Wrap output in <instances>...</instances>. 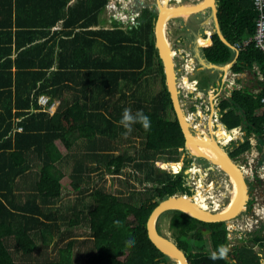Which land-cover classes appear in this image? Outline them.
<instances>
[{
  "label": "trees",
  "instance_id": "16d2710c",
  "mask_svg": "<svg viewBox=\"0 0 264 264\" xmlns=\"http://www.w3.org/2000/svg\"><path fill=\"white\" fill-rule=\"evenodd\" d=\"M54 1L55 9H66L57 20L61 17L63 26L70 30L54 33L42 43H34V40L38 36L46 37L45 32L40 35L0 33V97H3L0 107L6 110V116L1 117L5 128L0 130V139L5 138L0 153V264H74L75 261L83 264H170L169 257L148 239L146 220L159 200L177 192H188L184 175L177 173L181 169L179 161L172 170L176 175H155L153 194L139 205L118 194L94 188L90 194L93 204L82 203L83 209L89 207L87 212L83 209L71 212L66 222V226L72 228L84 219L87 221L89 233L81 240L72 239L62 230L64 222L61 220L65 216L56 205L62 198L63 165L71 164L70 179L74 191L81 194L83 187L95 177L107 173L116 175L128 163L123 153H114L117 138L127 131L118 123L125 107L133 111L142 108L151 116L149 127L136 120L130 129V135L141 138L144 152H151L153 156L164 151L173 153L184 146L154 45L156 12L143 8L134 25L111 16V28L92 29L99 25L100 15L107 9L109 0H75L67 8L69 0ZM16 3L19 4V0ZM36 5L29 3L27 9L22 7V10L25 9L26 14L34 12ZM8 6L5 12L9 15L11 3ZM256 14L253 0H217L221 35L231 46L237 44L242 48L234 57V49L213 32L203 34L200 50L207 64L224 66L232 62L231 71L236 74L254 70L253 85L242 84L233 89L229 97L220 101L219 114L225 128L233 130L239 126L245 137L253 135L256 138L257 147L261 149L264 147L261 136L264 58L252 43L243 45L254 32ZM16 18V26L23 25L20 16ZM53 22L40 17L31 26L48 27ZM12 42L16 51L14 61L9 56ZM254 66L262 74V80L257 78ZM150 78L162 83L157 93L150 89ZM236 81H241L240 77ZM69 91L79 96L66 102L64 94ZM40 97L46 98L47 108L52 100H59L52 115L49 109L41 108ZM167 110L173 113L172 118ZM77 139L87 142L86 151L80 160L69 162L72 154L65 155L64 149L69 151ZM96 140L102 143L100 153ZM249 147V142L243 141L229 155L234 158ZM151 155L144 153L141 158L149 159ZM85 157L91 159L89 165H84ZM93 162L97 170H92ZM133 166L138 170L148 167L149 172L152 171V165ZM32 169L37 171L34 189L27 193L22 204L9 200L16 178ZM166 213L167 230L184 251L189 264H257L251 249L228 248L225 222L205 223L176 209L166 210L159 216ZM257 231L258 228L249 234L255 242L262 239L257 237ZM129 236L135 238L134 245L126 243ZM262 240L264 243V238ZM61 241L64 243L53 258H30L33 252L47 250ZM80 244L85 245L83 253H78Z\"/></svg>",
  "mask_w": 264,
  "mask_h": 264
},
{
  "label": "rangeland",
  "instance_id": "374dc122",
  "mask_svg": "<svg viewBox=\"0 0 264 264\" xmlns=\"http://www.w3.org/2000/svg\"><path fill=\"white\" fill-rule=\"evenodd\" d=\"M122 1L123 4H125L127 1V4L131 5L132 4L131 2L133 0H122ZM200 1L201 0H172V1L168 0L167 4L169 3L168 5L174 6L175 4H181V3L196 4ZM158 2L159 0H143L142 5H139L137 2L136 8L140 9L141 11L143 8L146 7L149 10H153L156 12L159 6ZM136 8L134 7V9ZM115 11L118 12L117 7L115 8ZM140 11H139V15H140ZM205 21L207 22L205 23ZM210 23H212V26L210 25ZM214 30L215 29H214L212 14L209 8L205 9L203 13L199 12V13L190 14L187 18L173 17L167 20L165 24L164 33H165V37L168 40L169 47L171 48L172 52H174L173 60L175 63V70H176V83L179 84L180 86H182V84L184 83H188L189 80H191L193 77L197 78L198 80L197 83L199 84L198 88L202 90V93L204 94L206 91L203 90L208 89L211 85L220 86L219 83L221 81V77L219 76V72L221 73L222 71H224V68L226 66H223L222 70L220 71L219 69H210V67L208 68L205 65H203L201 60V50L199 48V44L197 43L199 40L197 39L198 36L202 35L203 33H211ZM179 38L181 39L180 41H178ZM179 49H182L181 50L182 52L179 53L178 51ZM194 56L196 57V59ZM183 57H185L186 59L190 57L192 58L194 57L195 65L188 66V69L185 71ZM230 71L226 70L225 73L229 76L228 77L229 80L235 83V79H234L235 77H233L231 73H229ZM252 71L238 74L240 76L241 81L235 83V88H239L242 84L252 86L256 77V75H254V72ZM242 77L244 80L242 79ZM149 84H150V89L154 92L158 91L162 87L161 82L155 81L152 78H150ZM179 100L180 101L183 100L181 93ZM186 100L188 101L187 105H185L186 109L184 108V106L181 107L184 113L185 110L186 111L192 110V108H190L192 106L191 105L192 95L191 96L189 95ZM213 114L215 115L216 118H220L218 109H214ZM167 115L170 118L173 117V113L168 110H167ZM202 119H203V123L207 125L206 123L207 118L205 117V115ZM194 123H196V121H192L191 125ZM131 131L132 130H127L126 135L121 134L115 142L117 150L114 151V153L116 154L123 153L124 157L128 160V163H126V165L120 170L118 174L113 175L107 173V174H103L99 178L95 177L96 173L92 174V177L95 178L94 180H92L91 183H88L86 184V186L83 187L81 193L82 195L79 194L77 191H74L73 184L69 176L65 179L62 203L65 202V204L68 205H57V207L60 213L63 216H65L61 220L64 222V224H62L63 225L62 230L64 229V231H66L65 233L70 235L72 239L81 240L84 235H87L89 233V227L85 219L82 221V223L79 226L72 228H68L66 226V222L69 221L68 216L71 212L74 213L78 209H83L84 205H82V203L90 206L93 204L90 194L94 188H100L106 192L118 194L120 198L128 200V202H132V203L135 202L137 205H139L143 199L153 194L154 185H156L153 182L154 181L153 178L155 177L156 174L176 175L177 173L182 172L186 175V185L188 187L187 195L192 196L191 200H195V196H194L196 190L195 180L193 179L194 177L192 178V173H188V172L186 173V170L192 168H200L201 170L200 172L204 176L202 184H204L205 188L206 189L208 188L206 185L208 182L213 183L212 191L213 193L218 195L216 198L217 202L224 204L227 201L229 195L228 187H227L228 184L227 178L223 172L218 170L213 164H210V162L206 158L196 157L189 154V152L185 148V145L183 147L177 148L176 151L173 153H168L167 151H164L162 153H156L152 156L151 152L143 151L141 138L139 137L134 138L133 135H130ZM191 132L192 134H196L193 131ZM239 133L241 134L242 139L238 138L236 140H230L231 137L226 136L224 150L227 153H230L234 150L236 146L239 145V143L243 141H248L250 144V147L247 150L243 151L238 156L233 158L236 164L242 165L248 169V170H246V168L242 169L244 173L249 171L251 174V170L249 168L250 166H252V174H251L252 176H250L251 183H248V185L250 186L249 188L250 194L248 193V200L253 199V203L250 202V204H248L249 201L248 200H247L248 202L246 201L247 202L246 206L249 209V205H251V207L254 205L255 206L264 205V189L262 188V185L260 184L256 185L255 183L256 181L261 179L263 180L264 178V148L262 149L257 148L255 146V141L253 139L249 137H245V135H242L244 131H242L241 129L239 130ZM218 136L221 137V133H219ZM144 153H146L147 155H151L149 156L150 158L149 159L141 158V156H143ZM175 159L176 161H170ZM177 161L181 163V167H180L181 169L175 174L172 170L175 168V162ZM140 163L143 165L146 164L147 166L152 165L151 166L152 171L149 172L148 167L145 168L142 167L141 170L140 169L138 170L136 167L134 168L133 166L134 164H140ZM96 165H97L96 162L92 164V170L96 169L95 168ZM148 175L150 176V179L147 180L146 177ZM195 177L197 178V174H195ZM204 192L206 196L209 195L207 190ZM80 195L81 197H79ZM206 203L209 206H213L214 200L212 198H209L208 196L206 199ZM88 208L89 207L83 209V211L87 212ZM210 208L211 207L208 208L209 212L213 210L212 208L211 209ZM256 213L259 216H263L264 208L257 206ZM249 214L254 218H256L255 214L250 213V211L249 213L245 211L235 218L237 219V223L240 224L241 229H245L246 232H249L247 229H250L251 227L250 222L252 221V219L249 220L248 218L247 219L248 221L246 220ZM167 222H168V217L166 213L165 215L157 217L155 225H156V229L159 230L161 233L170 236V232H168L167 230ZM229 235H230L229 233H227L226 235L228 241L231 239ZM63 243L64 241L63 242L61 241L57 246H50L47 250L42 249L41 251H35L31 254L30 258H37V257L43 258L45 256L53 258L56 255V250L60 246H62ZM79 248L80 251H78V253H83V251H85L84 244L83 245L80 244ZM74 252L76 253L77 250H74ZM28 261L30 260L27 259V262ZM74 264H83V263L82 262L79 263L75 261ZM170 264H175V263L173 262Z\"/></svg>",
  "mask_w": 264,
  "mask_h": 264
},
{
  "label": "crops",
  "instance_id": "0c3cea01",
  "mask_svg": "<svg viewBox=\"0 0 264 264\" xmlns=\"http://www.w3.org/2000/svg\"><path fill=\"white\" fill-rule=\"evenodd\" d=\"M16 1L17 0H0V25H1L0 26V33H5V32L9 33L10 32L11 34H14V33L17 32V33H23V34L33 33V34L40 35V34H43L42 32H45V33H47L46 37L38 36L34 40L35 41L34 43H36V42L42 43L45 39L51 38V35L54 34V33H61V32H65V31L70 30V28H65L63 26V19H61V17L57 20L58 15L62 16V13H66V9H64V11H61L60 9L59 10L55 9V1L54 0H19V4H17ZM22 2H24V4H21ZM33 2H35V4H37L36 5L37 6L36 11L29 12V13L26 14L24 12L25 9H27L29 3H33ZM74 2H75V0H69L67 2L66 8L69 7V6H72L74 4ZM137 2H138L139 5H142L143 0H133L131 2L132 3L131 5H128L127 1H126L125 4H123L122 0H109L108 3H107V8L109 10L108 9H106V10L104 9L102 11L101 15H100L101 21H100L99 25L93 26L91 28L92 29L111 28L113 26L112 19H111V16H112V12L111 11L114 10L113 6L114 5L117 6L118 12L121 11V9H123L122 13L128 14L129 11L127 9L130 10V9H134V7L136 8ZM9 3H11V14L8 15V13L5 12V9H9V6H8ZM50 4H51V6H50ZM47 5H49V6L47 7ZM22 7H25V9L22 10ZM134 10H139L140 11V9H138V8H136ZM115 13H116V11H115ZM211 14H212V19H213L214 29H215L216 24H215V19H214V15H213L212 10H211ZM18 15L20 16V20L23 23V25L16 26V21H17L16 17ZM40 17H47V20L51 19V20H54V22L50 23L48 25V27H42V26L34 27V26H31L32 23L38 21V19ZM106 17H107V22H106ZM114 19H116V18H114ZM48 22H50V20ZM206 22L207 21H205V23ZM210 25L212 26V23H210ZM76 31H77V29H76ZM213 32H216V31L214 30ZM213 32H211V33H203V34L210 35ZM203 34L197 37V39H199L198 42H197L199 44V48L202 45L201 37L203 36ZM12 37H14V36H12ZM22 40L23 39H19V41H22ZM180 40L181 39L179 38L178 41H180ZM14 44H15L14 42L11 43V50H10V54H9L11 61H14V59L16 57V51H15ZM236 45L237 44L232 45L233 49L235 51L234 57H236L237 54H238L236 52V50H235L236 49ZM181 50L182 49L178 50L179 53L182 52ZM194 57L193 58L192 57L187 58V59H185V62H184V60H183V62L187 63V65H188V63L191 60L190 65L193 66V65H195ZM183 59H184V57H183ZM195 59H196V57H195ZM201 60H202V64L206 63V61L204 60V58L202 56H201ZM231 64H232V62L226 64L225 65L226 67H225L224 71H226V70L230 71L231 70ZM187 68H188V66H187ZM253 68H256V71L262 77V74L258 71L257 67L254 66ZM184 70L186 71L187 69H184ZM12 71H14L13 68H12ZM224 71H222V72H224ZM222 72L221 73L219 72V76L220 77L223 76ZM230 72H232V71H230ZM227 77H229V76L227 75ZM239 77L240 76H238V74H237V76L234 78L235 79V83H238L236 80L239 79ZM257 78L260 80L258 75H257ZM242 79H243V77H242ZM197 81H198L197 78L193 77L191 80H189L188 83H186L187 84V90H188V92H186L187 96L196 95V93L200 91V89L198 88L199 84L197 83ZM234 89H236V88H234ZM11 90L13 91V89H11ZM232 90L233 89H230V92L228 93V95L226 97H229V95L231 94ZM77 96H79V95L75 91H69L66 94H64V98H65L66 102H71V100L73 98H76ZM2 98L3 97L1 96L0 97V104L2 102ZM59 103H60L59 100L55 99V100H52V102H50L48 104V108L45 107L46 104L42 105V106L40 104L39 105L41 106V108L43 110L44 109H49L50 110L49 113H50V115H52L57 110ZM190 108H192V107H190ZM218 109H219V105H218ZM35 111L36 110H34V112ZM190 111L191 110H189V112ZM12 112H15V109H12ZM2 115L6 116V110H4V108L0 107V130L5 128V122L1 123ZM98 122H99V120H98ZM263 125H264V123H263ZM235 128L238 129V132L241 129L239 126L235 127ZM232 129L234 130V128H232ZM222 130L231 131V129L225 128L224 125H223V129ZM4 139L5 138H1L0 139V145H1L0 146V153L3 151L2 144H4ZM82 141H84V140L83 139H77V140H75V143L71 144V147H70L69 151L64 149L65 155H71L72 154V157L69 156V158H70L69 162L71 160L74 161V162L77 161V160H80V158L83 156L84 152L86 151L85 150V143L87 145V142L85 141V143H84ZM101 145H102V143H100L99 141L96 142V147L98 149L97 150L98 152H99V146H101ZM255 146L257 147V140L255 141ZM101 151H102V149H101ZM74 162H72V163H74ZM90 162H91L90 158H88V157L84 158V162L83 163L85 165H89ZM210 164H212V163H210ZM71 169H72L71 164L69 166L68 165H63L62 178L60 180L61 185H62V196H63V193H64L63 192L64 191V181H65V179L68 176L70 177ZM36 173H37L36 169H32V170H30L27 173L24 172L23 174L19 175L16 178V180H15V186H14V190H13V195H12V197H9V200H11L12 202H14L16 204H22L23 201L25 200L24 197L27 195V193L31 192V190L34 189L33 187L35 186L36 179H37ZM5 185H6V182L4 183L3 186H5ZM248 187H249V185H248ZM56 205H68V204H65V202L62 203V198H61L60 201ZM245 210L241 211L238 215H240L241 213L245 212ZM249 211H250V213L254 212V211L252 212L251 209H250V210H248L247 213H249ZM238 215H236L233 219L228 220V221L225 222L226 228L228 230V233L230 234L229 236L231 237V239L229 241L227 240L228 241V244H227L228 248H234V247L238 246V247H245L246 249H251L252 253H254V255H256V257H257V264H264V243H263V240H262L264 238V228L261 227L262 225L259 226L260 228L257 227L258 231L256 232V235H257L258 238L261 237L262 239L255 242L254 240H251L252 238L249 236V234L252 233L253 230H256L257 228H254L253 230H251L249 232H246L245 229H241V228L239 229L238 226H240V224H238L237 223V219H235ZM248 218L250 220V218H251L250 214L248 215L246 220ZM231 227H235L237 229H232ZM259 229H262L261 230L262 232H259ZM226 258L228 260L230 259L228 256H226Z\"/></svg>",
  "mask_w": 264,
  "mask_h": 264
},
{
  "label": "water",
  "instance_id": "95a60500",
  "mask_svg": "<svg viewBox=\"0 0 264 264\" xmlns=\"http://www.w3.org/2000/svg\"><path fill=\"white\" fill-rule=\"evenodd\" d=\"M210 8L213 12L214 19H215V31L219 35L220 39L227 44L228 46L232 47L225 38L221 35L219 27H218V20H217V0H202L193 5V7H189V11L191 14L203 12L205 9ZM187 9L186 7H182L179 4H175L174 6H169L167 9H162V7L158 6L156 11V17L154 19L153 25V35H154V45L158 52V55L161 60L162 64V71L164 75V84L165 88L168 92L170 103L172 110L174 112L175 118L178 122L180 130L182 132L184 138V145L188 139H192L193 141L196 139V136L192 134L191 130L188 128L185 129L183 125V115L184 112L181 108L180 101H179V88L176 83V70H175V63L173 60L174 52H172L170 47H167L162 41V34H161V19L164 13L171 12V13H178L179 11ZM175 17V16H174ZM173 18V17H171ZM171 51V52H170ZM172 53V55H171ZM205 63V62H204ZM206 67H210V69H219L222 70L223 66L216 65V64H203ZM225 70V68H224ZM215 141V139H214ZM214 149L219 153V157L221 160L227 165V167L232 171L234 176L236 177L239 185V198H238V205L232 208L230 211H227L221 215H214L213 213H206L202 209L198 208L194 205L193 202L182 199L180 195H172L167 196L157 202V204L153 207L151 212L149 213L147 220H146V233L148 239L164 254L167 255L166 249L171 251L175 257L176 261H179L181 264H189L188 259L174 240L161 232H158L156 229V220L157 217L164 211L174 209L172 208L173 205L172 200L177 201V203H183L195 213L196 219L205 222V223H214V222H226L228 220L233 219L236 215H238L241 211L245 209L246 201L248 200V184H247V175L243 172V170L235 163L233 158L230 157L229 153L224 150V145L220 143H215L213 145ZM177 210V209H176ZM191 216V215H190ZM168 256V255H167ZM169 257V256H168ZM170 258V257H169ZM171 259V258H170ZM172 260V259H171ZM173 261V260H172ZM174 262V261H173Z\"/></svg>",
  "mask_w": 264,
  "mask_h": 264
},
{
  "label": "bare ground",
  "instance_id": "6f19581e",
  "mask_svg": "<svg viewBox=\"0 0 264 264\" xmlns=\"http://www.w3.org/2000/svg\"><path fill=\"white\" fill-rule=\"evenodd\" d=\"M167 2H168V0H159L158 5H159V7L161 6L162 9H167V8H169V5L167 4ZM179 5H181L182 7H186L187 9H184V11L181 10L178 13H171V12L164 13V15L161 19V34L163 35L162 41L167 47H169V43H168V40L165 37V33H164L165 24H166L167 20H169L171 17H174V16L175 17H181V18H187L191 14L188 8L193 7L194 4L181 3ZM171 6H173V5H171ZM171 55H172V53H171ZM188 66H190V62L188 63ZM207 120H209V118H207ZM191 121H192L191 116H189L188 114L185 113L183 115V120H182L185 129L188 130V128H190V127L193 128V126L191 125ZM208 124L211 125V119L209 120ZM194 128H195V132H196V134H194V135L196 136V139H198V141H196V140L193 141L192 139H188L185 143V148L187 149L189 154H191L193 156L206 158L218 170H220L224 173V175L227 178V183H228L227 187H228L229 195H228L227 201L224 204L218 203L217 199H216L218 195L213 193V191H212L213 183L208 182L206 184L208 188L206 189L204 184H202L203 183L202 182L199 185L196 184V187H195L196 190H195V195H194L195 200H190L184 195H180V196L182 199L193 202L194 205H196L198 208L202 209L206 213H213L214 215H221L227 211H230L232 208H234L236 205H238L239 185H238V181H237L236 177L234 176L232 171L227 167V165L221 160V158L218 155L219 153H217V151L214 149L213 145H215V143H219L218 141H220L221 144L224 145L226 136H230L231 138H234V137L238 136L239 132H238V129H234L232 131H226V130H222L220 128L221 137L218 136L219 140L214 141V138L209 136L203 127L195 124ZM209 129H210V132L212 133L211 127ZM188 132H189V130H188ZM238 166L241 169L245 168L242 165H238ZM246 173H248V172H246ZM203 177L204 176L202 175L201 176L202 181H203ZM206 190L208 191L209 198H212L214 200L213 206H209L206 203V199L208 197L205 195V192H204ZM221 195H222V193H221ZM170 205H173L172 208H174V209H178V210H180V211H182L188 215L195 216V213L192 211V209H190L189 207H187L183 203H177V201L172 200V203H170ZM209 207H211L213 209L210 212L208 210ZM165 251H166L167 255L175 262V264H181L179 261L175 260V257L171 251H169L167 249Z\"/></svg>",
  "mask_w": 264,
  "mask_h": 264
},
{
  "label": "built area",
  "instance_id": "2783aa9c",
  "mask_svg": "<svg viewBox=\"0 0 264 264\" xmlns=\"http://www.w3.org/2000/svg\"><path fill=\"white\" fill-rule=\"evenodd\" d=\"M172 1V0H170ZM253 5L255 7V10L257 12L255 20H254V32L252 34V36H250L247 40L244 41L243 45L246 46L250 43H252L254 45V47L263 55L264 58V0H253ZM117 6H113L112 10V17L121 20L122 22L125 23H129L134 25L136 23V20L139 16V10H134V9H130L129 13H122L123 9H121V12H116L115 13V8ZM128 10V9H127ZM242 47L240 45H236V52H239V49H241ZM187 63H184V69H188L187 68ZM256 70V68H254ZM257 72V71H256ZM231 73V75L233 77H236L237 74L233 73V72H229ZM258 74V72H257ZM223 76H221V81H220V86L217 85L216 86H210L208 89L203 90L206 91L205 94L202 93V90H200L199 92L196 93V95L192 96V103H191V107L192 110L189 112L188 110H185V113L188 114L189 116H191V120L192 121H196V123L192 124L193 128L190 127V130L195 132V124L203 127L205 129V131L207 132V134L211 137H213L216 141H218V134L220 133V128L223 129V125L220 121V118H216L215 115L213 114L214 109H218V105L220 103V101L225 98L228 93L230 92V89H234L235 88V83L231 82L229 80V78L227 77V74L225 73V71L222 73ZM259 76V75H258ZM260 80H262V77L259 76ZM180 93L182 94V98L183 100L180 101V105L181 107L185 105H187L188 101L186 100L188 98L187 93V84L184 83L182 84V86H180L179 84H177ZM40 103H42L43 105L46 104V98L45 97H40ZM261 104H262V111H264V96L261 98ZM186 109V108H185ZM219 110V109H218ZM184 113V114H185ZM219 113V111H218ZM210 114V115H208ZM209 118V120L211 119V125L208 124L209 120L206 119V123H203V117ZM220 116V114H219ZM190 120V119H189ZM191 121V123H192ZM211 127V131L210 132V128ZM244 135V133L242 134ZM261 136L264 137V125H263V129L261 131ZM241 134L239 133L237 137L231 138L230 140H236V139H241ZM249 138L253 139L254 141H256V138L252 135ZM229 140V141H230ZM220 144L221 142L218 141ZM253 165V164H252ZM246 168V167H245ZM251 170V174H252V166H250L249 168ZM246 170H248L246 168ZM262 170V169H261ZM247 175V179L249 178V176H252L250 174V172L248 171V173H245ZM252 217V216H251ZM257 219L253 220V223H256ZM232 229H237L235 227H231ZM238 228L240 229L241 227L238 226Z\"/></svg>",
  "mask_w": 264,
  "mask_h": 264
},
{
  "label": "clouds",
  "instance_id": "9594fccd",
  "mask_svg": "<svg viewBox=\"0 0 264 264\" xmlns=\"http://www.w3.org/2000/svg\"><path fill=\"white\" fill-rule=\"evenodd\" d=\"M228 64V63H227ZM226 65V64H225ZM224 65V66H225ZM136 120H141L143 123L144 127H149L151 125V116L148 112L144 111L142 108L141 109H136L135 111L125 107L122 109L121 116L118 120V123L126 130H130L133 126V122ZM123 134H127V132H124ZM176 174V173H175ZM186 185V184H185ZM187 186V185H186ZM173 195H187V193L184 192H177ZM247 204V202H246ZM246 206V205H245ZM251 205L249 206V208ZM247 209V206L245 207ZM244 209V210H245ZM178 210V209H177ZM250 210V209H249ZM180 211V210H179ZM246 211V210H245ZM251 211L256 212V206L251 207ZM188 215V214H187ZM252 221L250 222V225L253 224V220L256 219L253 216L250 218ZM227 229V228H226ZM126 243L128 245H134L135 244V238L133 236H129L126 240ZM170 259V258H169ZM171 261V259H170ZM173 263V261H172ZM175 263V262H174Z\"/></svg>",
  "mask_w": 264,
  "mask_h": 264
},
{
  "label": "flooded vegetation",
  "instance_id": "af4514ba",
  "mask_svg": "<svg viewBox=\"0 0 264 264\" xmlns=\"http://www.w3.org/2000/svg\"><path fill=\"white\" fill-rule=\"evenodd\" d=\"M169 4V3H168ZM169 6H171V5H169ZM185 57H184V62H185ZM183 62V63H184ZM179 97H180V94H179ZM180 101V100H179ZM201 170H200V168H192V169H190V172L189 173H192V178L195 180V185L197 184V185H199L200 183H202V179H201V176H202V174H201V172H200ZM182 173V172H181ZM183 175H184V179H185V183L184 184H186V175L184 174V173H182ZM195 174H197V178L195 177ZM264 179V178H263ZM250 176H249V178L247 179V184L248 183H251L250 182ZM256 183V185H258V184H260V185H262V188L264 189V180H258V181H256L255 182ZM250 185H252V184H250ZM253 185H254V183H253ZM249 188H250V186L248 187V192H247V194L249 193L250 194V190H249ZM258 193H260V192H258ZM184 196H186L188 199H190L191 200V197L192 196H190V195H184ZM249 201V202H248ZM247 202H248V204H250V202L251 203H253V199H249ZM247 205V204H246ZM250 206V205H249ZM256 206H260V207H263L264 208V205H256ZM249 209H251V207L249 208ZM248 207H247V209H246V212H248ZM253 212V211H252ZM254 214H255V216H256V219H257V222L256 223H253V224H251V227H250V229H247L248 231H251V230H253L254 228H257V227H259L260 225H264V214H263V216H259L256 212H253Z\"/></svg>",
  "mask_w": 264,
  "mask_h": 264
}]
</instances>
